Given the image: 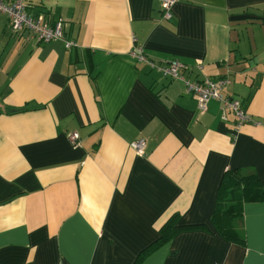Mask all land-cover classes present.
<instances>
[{"label": "crops", "instance_id": "crops-1", "mask_svg": "<svg viewBox=\"0 0 264 264\" xmlns=\"http://www.w3.org/2000/svg\"><path fill=\"white\" fill-rule=\"evenodd\" d=\"M62 38L13 32L0 12V264H264V0H26ZM179 58L193 78L228 75L199 112L180 79L131 56ZM76 130L78 143L67 134ZM145 138L143 152L130 142ZM227 168L254 172L244 242L211 222ZM173 213L180 229L137 259Z\"/></svg>", "mask_w": 264, "mask_h": 264}, {"label": "built area", "instance_id": "built-area-1", "mask_svg": "<svg viewBox=\"0 0 264 264\" xmlns=\"http://www.w3.org/2000/svg\"><path fill=\"white\" fill-rule=\"evenodd\" d=\"M176 0H159L162 10V16L169 18L172 15V6ZM0 12L7 15L13 32L28 30L33 32L40 40H50L62 38L66 46L75 43L73 39L67 38L64 34V28L60 19H55L52 23L43 12L32 14L27 10L26 0H0ZM130 54L136 60L146 63L151 68L156 69L163 76L172 79H180L184 83V89L190 93L196 101V107L199 112L207 109L208 101L216 98L221 102V117L227 118V113L232 112L237 125L251 120V116L246 111L241 99L232 95L224 94L223 88L231 81L228 75L219 76L215 79L205 75L201 78L189 77L185 71L190 66L196 68L202 67V62L196 61L190 64L179 58L155 61L151 59L142 48H133ZM71 143H78L79 134L76 130L67 134ZM130 146L137 152H143L145 148V138L138 137L132 140Z\"/></svg>", "mask_w": 264, "mask_h": 264}, {"label": "trees", "instance_id": "trees-1", "mask_svg": "<svg viewBox=\"0 0 264 264\" xmlns=\"http://www.w3.org/2000/svg\"><path fill=\"white\" fill-rule=\"evenodd\" d=\"M260 193V180L254 172H247L239 168H227L223 172L211 214V222L222 237L244 242V234L240 228L242 205L245 199L257 198ZM177 219L176 213L171 214L159 228V235L138 253L137 259L163 241L173 237L180 229L206 228L204 224H179Z\"/></svg>", "mask_w": 264, "mask_h": 264}]
</instances>
